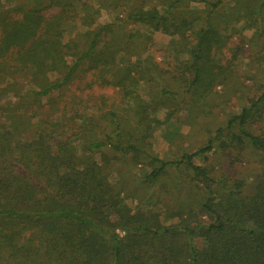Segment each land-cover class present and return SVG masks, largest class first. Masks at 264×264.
I'll return each instance as SVG.
<instances>
[{"label": "trees", "instance_id": "16d2710c", "mask_svg": "<svg viewBox=\"0 0 264 264\" xmlns=\"http://www.w3.org/2000/svg\"><path fill=\"white\" fill-rule=\"evenodd\" d=\"M186 1L210 7L209 16L222 0H6L0 5V264H264V124L257 133L247 128L262 122L264 86L204 146L178 160L148 154L141 135L123 132L118 120L106 137L84 135L85 127L69 121L62 131L48 121L32 123L41 106L31 105L66 85L87 59H94L88 70L102 65L99 73H108L116 54L135 43L137 34L129 32L120 44L98 48L108 23L97 24L83 48L63 38L77 24H95L103 8L153 31L192 33L190 84H202L204 65L219 67L213 53L227 36L209 25L196 26L194 9L180 10ZM251 1L252 7L242 5L237 13L254 22L264 16V0ZM98 54L103 60L95 59ZM208 73L213 80L222 75L214 68ZM9 95L17 102L3 104ZM219 136L230 145H217ZM229 146L257 154L260 169L252 180L215 176L192 161ZM140 155L149 169L134 175L141 184L135 196L113 185L109 175L114 161L133 162ZM172 174L177 193L184 189L179 175H186L192 197L169 212L176 222L164 224L158 211L147 213L142 206L160 201L164 177Z\"/></svg>", "mask_w": 264, "mask_h": 264}, {"label": "rangeland", "instance_id": "374dc122", "mask_svg": "<svg viewBox=\"0 0 264 264\" xmlns=\"http://www.w3.org/2000/svg\"><path fill=\"white\" fill-rule=\"evenodd\" d=\"M5 2L0 0V5ZM245 4L254 5L251 0H222L209 16L210 7L201 3L186 1V8H180L181 11L194 9L199 16L194 23L196 26L209 25L227 36L224 45L213 53L215 65L219 67L216 68L214 62H207L203 82L196 88L190 84L193 73L188 70L190 50L196 42L192 33L185 31L183 35H177L153 31L145 23L122 22L114 11L101 9L95 24L86 28L77 24L68 34H63V38L72 39L79 48H83L96 25L108 23L97 38L98 48L107 45L105 43L120 44L129 32L137 34L135 43L128 45L127 50L119 51L114 66L108 73L102 70L105 72L103 75L99 73L102 65L88 70L89 66L93 67L94 59H87L66 85L41 97V103L31 105L33 108L41 106L34 111L36 115L32 123L48 121L52 128L62 131L65 130L64 123L69 121L72 126L85 127L80 131L84 135L95 136L98 133V136L106 137L111 133L112 121L118 120L123 132L133 138L141 135L143 149L150 155L163 160H178L183 153L194 152L213 137L218 126L224 125L243 107H248L263 90L264 16L260 20L257 16L254 22L245 19L237 13V9ZM178 13L175 11V15ZM66 29L71 30L69 26ZM101 57L98 54L95 59ZM213 68L222 72L215 80L208 73ZM163 89L174 92L175 96L161 93ZM17 100V97L9 95L2 102L14 104ZM261 116L262 122L255 120L247 128L254 133L261 130L264 111ZM147 123L151 124L150 127L146 126ZM221 142L230 145L224 136L216 140L219 146ZM216 148L204 153V157L194 156L192 161L207 167L212 175L225 174L228 178L246 182L259 171V157L247 148L220 147L222 151ZM143 160L144 156L140 155L133 162L114 161L116 165L109 180L125 193L135 191L136 196L141 184L134 175L149 169L141 163ZM173 175L164 177L162 185L165 188L158 196L160 201L153 200L142 206L147 213L158 211L164 224L176 222V218H170L169 212L177 207V202L192 197L188 193L186 175H179L184 187L180 193L172 188L169 178H174ZM166 188L169 191H165ZM126 202L133 206L130 199ZM195 242L202 245L199 238Z\"/></svg>", "mask_w": 264, "mask_h": 264}]
</instances>
